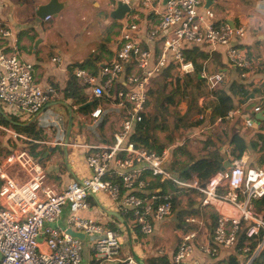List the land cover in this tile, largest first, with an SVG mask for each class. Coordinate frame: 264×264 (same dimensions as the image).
I'll return each instance as SVG.
<instances>
[{
  "label": "built area",
  "instance_id": "1",
  "mask_svg": "<svg viewBox=\"0 0 264 264\" xmlns=\"http://www.w3.org/2000/svg\"><path fill=\"white\" fill-rule=\"evenodd\" d=\"M209 1L112 0L110 13L117 4L129 7V12L116 21L120 29L113 58L102 63L96 75L79 68L72 74L92 99L102 100L90 113L95 125L100 117L109 113L123 114L118 132L108 145L86 147L89 154L85 164L89 175L71 181L60 191L44 184L42 167L25 152L5 159L0 165V264H81L84 240L71 236L68 230L83 234L97 259L138 264L132 257L119 258L121 243L117 232L78 214L87 210L90 196L104 194L143 236H150L155 223L172 215L169 194L161 195L158 190L150 189V181L167 182L186 192H198L197 201L202 207L226 204L230 210V213L218 212L213 229H207L196 214L185 218L188 228L179 231V243L168 264H217L222 250H236L244 257L243 264H257L264 247V235L253 250L250 246L261 231L264 234V218L253 208V202L264 196L263 170L250 168L247 158L242 157L233 160L228 169L215 172L201 187L197 180L181 182L170 169H164L165 165L169 166L170 150L174 146L157 151L135 147L129 142L134 127L142 121L150 83L159 77L168 62H175L180 72H192L191 63L185 62L182 55L184 47L197 46L211 51L220 48L225 65L239 72L242 80L256 74L257 66L240 43L246 36V24L218 20L212 10L204 6ZM150 12L159 14L160 20L155 27L147 25V42L164 35L158 57L153 56L150 48L142 47L139 39L143 30L139 14ZM1 41H6V45H0V104L13 115L58 119L46 110L56 97L55 90L35 82L32 64L20 58L12 33L0 21ZM59 60L51 59L52 62ZM200 78L205 80L209 90L224 85L221 72H202ZM251 114H262V111L254 107L249 114L241 115L240 109H233L223 120L238 117L245 129L257 131L260 122L251 118ZM223 120L218 119V122ZM56 127L59 129V124ZM7 165H17L23 170L25 181L17 183L7 173ZM64 206H68L71 214L66 221L68 230L53 227ZM243 223L245 241L239 247ZM200 235L210 239L198 247L206 257L204 261L193 257ZM158 254L162 251L158 250Z\"/></svg>",
  "mask_w": 264,
  "mask_h": 264
},
{
  "label": "crops",
  "instance_id": "2",
  "mask_svg": "<svg viewBox=\"0 0 264 264\" xmlns=\"http://www.w3.org/2000/svg\"><path fill=\"white\" fill-rule=\"evenodd\" d=\"M49 1L50 0H0V3L2 4L0 21L2 22V25L8 28L12 33L13 40L16 41L18 47L20 58L23 61L32 64L33 78L35 82L40 86H50L55 90L56 97L46 107V110L58 116V119H56V117L50 118V120L54 122L52 123L48 117L43 119L40 117L39 119L37 117L13 115L12 112L0 104V117L3 113L12 116L17 121V123L15 122V125L19 126L36 120V126L43 134V139H41V141L31 143L35 144V152L39 154V157L41 156L40 158H43V162L40 164L29 154L30 146L28 143H30V141L19 134L17 130L14 129V127L10 125H2L0 119V159L2 158V154H7L4 155V159L2 162H0V165L5 162L7 157L16 155L20 152H25L42 167L45 173V180L49 187L55 191H60L71 181H78L89 175L85 164V159L89 154V150H87L86 147L108 145L112 142L113 134L118 132L123 114H117V112L109 113L103 117H100L96 121V126L90 117V113L98 104L102 103V100L101 102L96 100V105L93 108L92 104L87 107H78V105L75 104L74 99L66 97L65 89L69 81L70 70L72 76L75 68L83 69L92 75H96L99 71V66L113 58L114 46L117 38L119 37L120 28L117 29L116 24L119 25L118 22L111 19L109 16L108 19H104V21L97 27L95 32L92 30L94 35L100 41L98 46L94 47L90 51L87 50L85 52L83 51V47L81 45H78L77 48H72V50H68V44L65 43L63 39H58L55 35L53 36L50 34V32H45L46 30L43 26L44 24L50 22L53 16H49V19L46 20L45 18L48 16L39 18L36 15L38 7L46 5ZM110 1L111 0H58L59 3L63 4V9L57 14V16H64V20H62V22L66 26L67 22H77V18L86 20V16L90 14L89 7L100 8L101 3L105 9V14H107V12H110V6L112 4V1L111 3ZM204 6L212 10L218 20L228 19L232 22L238 23L241 21L246 24V36L241 40L240 43L241 46L246 49L250 60L253 61L257 66V72L255 75L249 79L242 80L239 76V72L224 64L225 62L221 55L222 49H216L215 52L219 54L221 64L224 65L223 69L221 70V73L224 74V85H227L233 81L242 84H248L253 81L257 82L259 80L263 81L264 0H211L205 3ZM139 18L143 28L139 38L141 46L150 48V50L153 52V56L158 57L162 51L164 35L160 34L153 42H147V33L145 29L147 25H150V27H155L159 23L160 16L159 14L150 12V14L147 15L139 14ZM91 19L92 17L89 16L87 20L90 25L93 24ZM113 25H115V27H113ZM104 27H110L109 30L107 29L108 38L106 35L98 36L96 33ZM90 28L93 27L90 26ZM87 33L92 34L91 31H88ZM0 45H6V41H1ZM59 45H61V49H59ZM207 51L211 52V50ZM52 58H59L60 60L59 62H52ZM88 59L92 60L91 65L87 66L86 68L80 67L79 64H82ZM74 80L82 90L80 96H84L87 99V104L93 103L95 100L90 97L89 92L83 89L75 78ZM257 100L258 99H253L246 105H249V107L252 108L258 107L260 102ZM252 103H255V105H251ZM233 104L234 106H237V103L234 99ZM242 107L244 106H238L234 109H240ZM79 108L83 109V112L79 111ZM87 108L90 109L88 110ZM263 111L264 109L262 112ZM259 115L261 114H256L255 117ZM235 119L240 120V118L236 117L230 121L223 120L221 123H219L218 119H215L214 122H208L207 127L205 126V123L195 129H189L188 134L190 137H188V139H196L200 142H202L206 136H212L216 139H219V137H223L224 131L229 129L231 123L236 121ZM115 120L118 121V124L112 131L111 135H108L106 130H111L108 127V124L109 122H114ZM259 122L260 126L262 127L263 124L261 121ZM58 124L59 129L56 127ZM81 130L87 131H85L83 134ZM243 130H246L245 132L248 131L244 127ZM215 131H220V136H215L213 133ZM13 135H17L18 137H13ZM60 154L61 159L59 157ZM226 154L228 156V150L226 151ZM243 157L248 158L246 155ZM227 158L229 159L230 157ZM257 169L263 170L262 168ZM6 170L7 173L9 175L11 174L10 176L17 181V183H23L25 181V173L17 165H7ZM19 171L21 174H19ZM171 172H175L176 176L178 175L177 178L181 182H192L193 180H197L200 184L199 180L194 177L184 180L176 171L171 170ZM18 175H20L19 178L16 177ZM151 182L154 181H150V183ZM172 186L173 188L175 187L174 185ZM167 188L168 192L166 194L171 193V186H168ZM178 189L179 193L186 194V191L183 189ZM157 190L160 191V189ZM189 192L191 193H189L187 199H189L190 195L192 198L188 201L186 207L181 206L182 208H178L177 210L173 211L172 215L166 220L155 223L153 227V233L150 236H143L138 231V229L131 224L130 219L126 215L122 214L119 207L114 202L110 201L104 194L90 196L88 199L89 206L87 210L80 211L78 215L83 218L93 219L100 223L105 229L117 232L119 235V241L121 243L119 252L120 259L127 257H137L139 260L143 261L144 264H146L150 258H165L168 264L179 243L178 236L181 228L177 229V224L175 222L178 211L183 210L184 213L182 214L181 211L180 214H187L186 217L182 219L183 221L185 218L194 214L200 216L203 219L204 226L207 229H213L215 226V220L218 212L223 211L225 213H230L229 206L226 204H221L214 207L200 206L199 202L197 201L200 198V194L195 191ZM179 201H181L180 198H178V202ZM179 203L180 205L182 204V202ZM190 204H193V208L188 209L187 205L189 206ZM115 214L118 216H115ZM70 215L71 214L68 206H64L62 208L60 217L53 224V227L68 230L66 221ZM259 215L264 218L263 214ZM166 223L173 224V237L170 239H161L164 225ZM184 225L186 228H183V230L188 228L185 223ZM242 226V230H244L246 228L245 223L242 224ZM209 240L210 239H205L202 235H200V238L198 241H196L197 248L193 254L195 260L198 259L199 261H204L206 259V257L198 250V247L202 244H205ZM158 250L162 251V254H158ZM231 261H234L235 264H243L244 257L239 256L236 250H222L219 252L218 258L216 260L217 264H230ZM81 264L117 263L97 259L94 257L91 250V244L88 239L85 238L81 250Z\"/></svg>",
  "mask_w": 264,
  "mask_h": 264
},
{
  "label": "trees",
  "instance_id": "3",
  "mask_svg": "<svg viewBox=\"0 0 264 264\" xmlns=\"http://www.w3.org/2000/svg\"><path fill=\"white\" fill-rule=\"evenodd\" d=\"M182 55L185 62L191 63L193 70L190 73H183L178 71V66L175 62H168L159 77L163 74L166 76L161 78L162 80L165 79L161 84V92L163 93L167 88L170 90L168 94H166L161 100L160 105L163 108L166 107V104L176 105L172 99L173 95L180 93L184 99L187 97L190 88L193 90L195 89L200 94L201 98L205 99V101H202L199 104H194L191 107L187 106L185 109V116L178 119L174 126L175 129L183 128V130H189L202 126L205 122V119H193L194 115L200 113H206V115H208L209 122H214L215 119L223 120L227 113L235 108L233 99L236 101L237 106H244L243 108L245 109V112H247L246 109L249 107V105L246 104H248L253 99L259 100H257L260 102L258 107L261 111L264 109V82L262 80L257 82L253 81L248 84H242L233 81L227 84L225 89L217 88L218 90H209L206 84H204L205 80L200 78V74L202 72L207 73L209 70V73L221 72L224 65L221 64L219 54L215 51L208 52L205 48L197 46H186L182 49ZM91 63L92 60L88 59L79 65L80 67L86 68L87 66L91 65ZM152 81H154V79ZM81 91V88L76 84L73 76L71 75L70 70L69 81L65 89V95L66 97L74 99L75 104L78 105V107L85 106L87 104V99L84 96H80ZM149 96H153L151 91H148V98ZM92 105L93 108L96 105V101H94ZM149 106H151V104L148 100L144 105L145 112L142 113V121L136 124L132 134L130 135L129 142L134 144L135 147L152 148L151 144L154 143V138L152 135H150L152 118L146 111ZM87 109L89 110L90 108ZM79 111L83 112V109L79 108ZM250 117L255 118V115L251 114ZM0 119L2 125H10L14 127V129H16L19 134L30 141V143H28L30 146L29 154L40 164H42L43 158H40L41 156L39 157V154L35 152V144H31L33 142H39L41 139H43V134L36 126V120L19 126L15 125V122L17 123V121L14 117L5 113L1 115ZM261 123L263 126L254 133L253 140H247L241 134L234 131L226 134V144H221L218 140H215L216 138L212 136H206V138L202 141V149L204 150L203 154L206 155L198 158H195L194 154H191L188 151L187 146L185 145L186 142L175 145L170 150V157L168 161L171 168L170 170L176 171L184 180L194 177L199 180L200 184H202L211 175L219 171L229 159L232 162L233 160H239L244 155H246L248 156L247 160L250 168H261L264 165V121H261ZM232 127H239L237 120L231 123L229 129H232ZM160 149L161 148H155L157 151ZM227 150L228 156L226 154ZM251 154L257 155L258 159L256 161V167L251 166L249 161ZM179 157H184V159L180 160ZM227 157L230 158L228 159ZM168 186H171L172 188V192L169 193V196L172 202L173 212L176 210L177 206L180 207L178 202L179 189L176 187L173 188L170 183L159 182H151L149 188L155 190L160 189L158 193L164 195L168 192ZM192 205L193 204L189 205L190 208H193ZM253 208L256 214H263L264 216V196L253 202ZM181 211L183 214L184 211ZM181 211L177 212L179 222L176 226L177 229L181 228V230H183V228H186V226L184 225V221L182 219L186 216L182 218V214H180ZM263 235L264 234L261 231L256 239L251 242V250H253L258 242L261 241ZM244 241V230H241L238 238L239 247L242 246ZM146 264H167V261L165 258H150ZM230 264H235V262L231 261ZM257 264H264V247L260 252Z\"/></svg>",
  "mask_w": 264,
  "mask_h": 264
},
{
  "label": "rangeland",
  "instance_id": "4",
  "mask_svg": "<svg viewBox=\"0 0 264 264\" xmlns=\"http://www.w3.org/2000/svg\"><path fill=\"white\" fill-rule=\"evenodd\" d=\"M111 1H110V3H111ZM89 8H90V14L86 16V20H84V19L81 20V19L77 18V22H72L73 24L70 22H67L66 26L62 22V20H64V16L52 17V20L50 22L44 24V26H43L44 29L46 30L45 32H50V34H52L53 36L55 35L56 38L63 39L65 41V43L68 44V50H72V48H77L78 45H81L83 47V48L82 47L81 48L83 49L84 52L87 50L90 51L94 47L98 46V44L100 43L98 38L94 35L93 31L94 32L96 31L97 27L104 21V19L106 20L109 18L110 12H107V14H105V9L103 8L102 3H101L100 8H97V7L96 8L89 7ZM72 12L74 13L73 10H72ZM75 16H77V15H75ZM89 16L92 17L91 22L93 24H91V25L87 21ZM90 26H92L93 28H90ZM116 26H117V29L120 28L119 25L116 24ZM113 27H115V25H113ZM107 29L109 30L110 27L101 28L96 33L98 34V36L99 35L100 36L106 35L108 38ZM88 31H91L92 34L87 33ZM59 49H61V45H59ZM209 71H207V73H209ZM210 73H213V72H210ZM163 77H166V76L163 74L162 76L157 77L156 79H154V81L151 82V85L149 86V91H151L153 93V96H151V97L149 96V98H148L151 106H149V108H147L146 111L149 114V116H151V118H152L151 130H150V135H152L154 138V143L151 144L152 148H154V149L155 148H164L167 146H174L176 144L177 145L181 144V142L182 143L186 142L185 145L187 146L188 151L191 154H194L195 158L206 155V154H203L204 150L202 149V142H200L199 140H196V139H192V140L187 139L188 137H190V135L188 134L189 130H183V128H179V129L174 128L178 119L183 118L185 116V112H186L185 109L187 106L191 107L194 104H199L202 101L204 102L205 99L201 98L200 94L195 89L193 90L192 88H190L187 97L184 99L182 98L180 93L173 95L172 99L176 105L166 104L165 108L161 107V105H160L161 100L164 98V96L166 94H168V92L170 90L169 88H167L163 93L161 92V88H162L161 84L165 80V79H163V80L161 79ZM204 84H205V82H204ZM225 88H226V85H223V84H221L218 87V89H225ZM255 103H252L251 105H255ZM235 107H238V106H235ZM250 108L252 109V107H248L246 109L247 112H245V109L243 107L240 108V114L241 115L248 114L251 111ZM193 119H195V120L205 119V122L203 124L206 123L205 126L206 127L208 126L209 121H208V115H206V113L205 114L204 113L196 114L193 116ZM236 120H237V124L239 127H232V129H229V130L227 129L226 131H224L225 137L224 136L219 137V139H215V140H218L221 144H226V139H225L226 134H229L231 131H234V132L241 134L247 140H253L254 139L253 136H254V133L256 131L245 132L246 130H243L242 121L239 119H236ZM117 124H118V121H116V120L114 122H109L108 127L111 130H106V133L108 135H111L112 131L116 128ZM84 128H85V126H84ZM85 131H87V130H81V132L83 134ZM213 133L215 136H220V131H215ZM195 138H197V137H195ZM204 138H206V137H204ZM4 155H7V154L5 153ZM4 155L2 154V158L0 159V162L3 161ZM59 157L61 159V154L59 155ZM179 158H180V160L184 159V157H179ZM257 159H258L257 155L251 154V156L249 158L251 166H253V167L257 166V164H256ZM261 168L264 170V166H262ZM172 173L176 176L175 172H172ZM19 174H21V172ZM16 177L19 178L20 175H18ZM44 184L49 186L48 183L46 182V180H45ZM189 193H191V192H186V194L179 193L178 198H180V200H181L179 202H182V204L180 205V203H179L180 207L177 206L176 210L178 208L186 207V204L192 198L190 195L189 199H187V196H189ZM187 207H188V209H190V207L188 205H187ZM186 215L187 214H184L181 217L183 218ZM178 220H179V217L176 216V221H175L176 224L178 223ZM171 237H173V224L166 223L164 225V230H163V234L161 236V239H163V238L170 239ZM199 238H200V236H198V239Z\"/></svg>",
  "mask_w": 264,
  "mask_h": 264
},
{
  "label": "water",
  "instance_id": "5",
  "mask_svg": "<svg viewBox=\"0 0 264 264\" xmlns=\"http://www.w3.org/2000/svg\"><path fill=\"white\" fill-rule=\"evenodd\" d=\"M63 9V4L59 3L58 0H50L46 5L39 6L37 9L36 15L39 18H44L45 16H53L56 17L57 14ZM129 12V7L121 4H117L115 10H113L110 13V18L116 21L121 20L126 13ZM92 103H89L83 107L90 106ZM264 111L262 112L261 115L256 116L255 119L257 121H264ZM231 166V161L227 160L226 164L220 169V171H224L225 169H228ZM165 170H169V166L165 165L164 166ZM201 187H203V184H201ZM115 216H118L115 214ZM68 234L71 236L83 241L84 240V235L81 233L73 232V231H68ZM134 260L138 264H144L143 261L139 260L137 257H134Z\"/></svg>",
  "mask_w": 264,
  "mask_h": 264
},
{
  "label": "clouds",
  "instance_id": "6",
  "mask_svg": "<svg viewBox=\"0 0 264 264\" xmlns=\"http://www.w3.org/2000/svg\"><path fill=\"white\" fill-rule=\"evenodd\" d=\"M203 184V183H202Z\"/></svg>",
  "mask_w": 264,
  "mask_h": 264
}]
</instances>
